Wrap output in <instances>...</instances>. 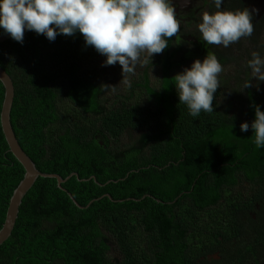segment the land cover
<instances>
[{
  "label": "trees",
  "instance_id": "trees-1",
  "mask_svg": "<svg viewBox=\"0 0 264 264\" xmlns=\"http://www.w3.org/2000/svg\"><path fill=\"white\" fill-rule=\"evenodd\" d=\"M98 54L80 33L49 41L26 31L23 44H0L21 147L43 173L78 175L62 185L66 192L56 179L38 178L0 246V264H264V230L244 232L239 221L250 218L260 188L238 182H254L264 148L228 118L222 90L213 112L192 117L167 60L165 86L149 90V103H112L98 81L105 77L88 66ZM4 97L0 81V116ZM24 175L0 120V230Z\"/></svg>",
  "mask_w": 264,
  "mask_h": 264
},
{
  "label": "clouds",
  "instance_id": "clouds-1",
  "mask_svg": "<svg viewBox=\"0 0 264 264\" xmlns=\"http://www.w3.org/2000/svg\"><path fill=\"white\" fill-rule=\"evenodd\" d=\"M216 11L201 14L197 25L207 45L229 47L254 31L252 12L258 9L227 10L225 0H211ZM0 29L4 35L23 44L25 30L44 35L49 41L57 36L83 35L86 46L106 57L103 67L119 63L121 82L130 83L126 74L132 73L137 62L151 58L169 47L168 41L179 32L173 0H0ZM252 76L264 82V55L253 51L247 61ZM223 71L218 57L207 53L190 67L174 76L179 103L187 106L192 117L213 112L214 95ZM105 82V79H102ZM120 82V83H121ZM115 90V86L105 85ZM251 87L246 84V88ZM255 119L240 125L242 132L253 130L251 139L257 149L264 148V111L254 105ZM215 175V174H214Z\"/></svg>",
  "mask_w": 264,
  "mask_h": 264
},
{
  "label": "flooded vegetation",
  "instance_id": "flooded-vegetation-1",
  "mask_svg": "<svg viewBox=\"0 0 264 264\" xmlns=\"http://www.w3.org/2000/svg\"><path fill=\"white\" fill-rule=\"evenodd\" d=\"M173 6L176 8L180 30L176 35L170 38L168 41L169 47L167 49L169 52L168 54L174 53V58L167 59L165 56L167 49H165L160 54H154L152 60L151 58H147L146 62H144L147 53H142L141 61L137 62L133 72L126 74L130 83L120 85V89H117V92H115L112 98L114 99L112 103L118 100V98H124L123 100L131 104H137L140 101H145V104L149 103V90L155 89L160 92L165 86V84L161 83L163 75L160 69L164 67L167 60L174 65L172 71L174 75H176L196 59L202 61L209 51L218 57L224 70H226L229 65L237 63L238 61H242L241 66H245L242 75L243 78L237 77V79H235V77H228L226 81L223 80L222 77H218L220 82L219 88L223 92V99L219 97L218 101L222 103L224 112L227 114L228 118L236 122L237 126L247 121L249 125H251L255 116L254 105H260L261 110L264 111V100L262 98V95L264 96V82L256 80L251 74V69L247 67V61L251 59V54L248 53L245 59H240L237 56L232 57L230 53L234 51L233 49L232 51H227L229 47H223L222 45H207L206 42L202 40L197 25L200 22L202 12L208 11L212 13L216 11L215 5L211 0H173ZM222 7L233 11L237 9L243 10L245 8H248L250 11L252 9H258V12H252L254 31L251 37L241 38L238 42L233 44L239 46L240 42H243L246 46H252L253 51L260 52L261 55H264V0H225ZM261 38H263V43L261 47L258 48V41ZM113 66H119V69L103 70V66L99 68L104 72V75L108 77L111 76L113 82H117L118 79L121 82L123 79L122 67L118 62ZM107 68L109 67L107 66ZM146 71H148V75L145 73ZM113 73L116 76H113ZM99 78H101V76ZM98 81L103 82L102 79ZM147 81H149V86L146 85ZM235 81H237L236 84H234ZM109 84H112V82L110 81ZM246 84H250L251 87L246 88ZM242 85H244V91L240 93L238 91ZM122 90L127 92L123 94L121 92ZM140 97L144 98V100L136 99ZM249 130H251V134L253 131L251 127H249ZM242 167L245 172L251 171L247 163ZM254 175L256 177L254 182H242L239 180L238 182L242 184L245 190H252L256 187L260 188L259 193H261V198L255 202L253 211L250 213V218H241L239 221H241L244 227V232H257V235H259V233H262L264 230L259 220L264 219V164L255 171ZM260 214L262 217H259ZM219 258L220 256L218 253L209 255V259L212 260H218Z\"/></svg>",
  "mask_w": 264,
  "mask_h": 264
},
{
  "label": "water",
  "instance_id": "water-1",
  "mask_svg": "<svg viewBox=\"0 0 264 264\" xmlns=\"http://www.w3.org/2000/svg\"><path fill=\"white\" fill-rule=\"evenodd\" d=\"M26 31L28 30H25V32ZM9 39H11L10 36L4 35L3 32L0 33V44L6 42ZM0 81L2 82L5 88V97H4L1 116H0L2 131L8 143L9 150L25 169V175L22 181L19 183V185L16 187V189L12 194L6 213V218L3 227L0 230V246H1L11 237L19 217L20 207L23 203V200L27 195V193L34 186L38 178L41 177V178L56 179L58 183V187L66 192L67 190L63 188L62 185L66 183L72 176L78 177V175L72 173L70 176L64 179L58 174L43 173L40 170H38L34 161L27 155V153L21 147L14 132L11 123V111L15 99V85L12 77L7 73V71L2 66H0ZM69 196L79 208H84L83 206L78 204V202L75 201L74 197L70 193Z\"/></svg>",
  "mask_w": 264,
  "mask_h": 264
},
{
  "label": "rangeland",
  "instance_id": "rangeland-1",
  "mask_svg": "<svg viewBox=\"0 0 264 264\" xmlns=\"http://www.w3.org/2000/svg\"><path fill=\"white\" fill-rule=\"evenodd\" d=\"M247 42V41H246ZM263 43V38L259 39L258 41V48L261 47ZM232 49L234 50L233 52H231V56L232 57H239L240 59H245L247 56H248V53L251 54L252 51H253V47L252 46H246L245 43L243 42H240L239 46H237V44H231L229 46V48L227 49V51H232ZM106 58L100 54L97 55L96 59H93L91 61H89L88 63V66L93 68L101 77L105 76V82L107 83V85H110V86H115V90H112L111 88H108L107 92H106V99L107 100H110L113 98V96L115 95V92H117V89H120V85L121 84H124V83H120V80L118 79L117 82H113L112 80V77L111 76H106L104 75V72L99 68V65H102L103 64V61L105 60ZM192 64V63H191ZM191 64H189L187 67H190ZM242 65V61H238L237 63H234L232 65H229L226 70L223 69V71L219 74V77H222L223 80H226L227 81V78L228 77H235V79H237V77H242L243 73H244V69H245V66H241ZM109 68L107 67H103V70H107V69H119V66H108ZM183 70V69H182ZM113 76H116L114 73H113ZM104 79V78H103ZM112 82V84H109V82ZM233 82V81H232ZM237 81L234 82V84H236ZM232 85V83H231ZM244 91V85L241 86L240 90L238 92L242 93ZM123 94L126 93L127 91L125 90H122L121 91ZM138 100H144V98L140 97V98H136ZM114 101V99L112 100ZM132 140L135 141L137 139V137L139 136V132H132ZM128 140V139H127ZM116 255V252L115 250L113 251V256Z\"/></svg>",
  "mask_w": 264,
  "mask_h": 264
}]
</instances>
